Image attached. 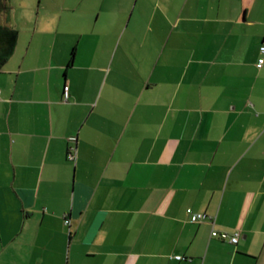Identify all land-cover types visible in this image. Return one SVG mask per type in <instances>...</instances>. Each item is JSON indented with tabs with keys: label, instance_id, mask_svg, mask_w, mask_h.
<instances>
[{
	"label": "crops",
	"instance_id": "obj_1",
	"mask_svg": "<svg viewBox=\"0 0 264 264\" xmlns=\"http://www.w3.org/2000/svg\"><path fill=\"white\" fill-rule=\"evenodd\" d=\"M0 27V264H264V0H0Z\"/></svg>",
	"mask_w": 264,
	"mask_h": 264
},
{
	"label": "built area",
	"instance_id": "obj_2",
	"mask_svg": "<svg viewBox=\"0 0 264 264\" xmlns=\"http://www.w3.org/2000/svg\"><path fill=\"white\" fill-rule=\"evenodd\" d=\"M261 51L262 53L264 54V46L261 48ZM262 64H259V67H261ZM66 98L68 97V94L66 93L65 94ZM74 148H71V150H73ZM69 158L71 160H74L75 159V156H73L72 152L70 151L69 153ZM210 221V223L212 224V231H211V238H218V239H221L223 241H227L229 242L230 244H238L239 240H240V232L239 231H235L234 233H229V232H226V231H219L216 229L215 227V220L211 217H208L207 215H204V214H196V215H193L192 216V221L193 222H203V221ZM65 223L67 225L70 224V220H66ZM176 259H181V257H176Z\"/></svg>",
	"mask_w": 264,
	"mask_h": 264
},
{
	"label": "trees",
	"instance_id": "obj_3",
	"mask_svg": "<svg viewBox=\"0 0 264 264\" xmlns=\"http://www.w3.org/2000/svg\"><path fill=\"white\" fill-rule=\"evenodd\" d=\"M17 40H18V32L17 31L6 28V27H0V65H2V63L13 54L15 46L17 44ZM190 221L194 224L202 223V222H197V223L193 222L192 216L190 218ZM203 222H205V221H203ZM215 239H218V238H215ZM225 242H227V241H225ZM179 257H181V256H179ZM181 259H182V257H181ZM178 260H180V259H178Z\"/></svg>",
	"mask_w": 264,
	"mask_h": 264
}]
</instances>
